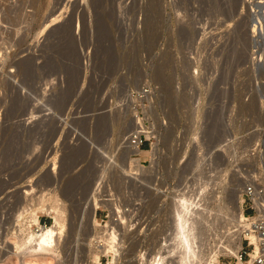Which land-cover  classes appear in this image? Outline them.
Masks as SVG:
<instances>
[{
    "label": "rangeland",
    "instance_id": "obj_1",
    "mask_svg": "<svg viewBox=\"0 0 264 264\" xmlns=\"http://www.w3.org/2000/svg\"><path fill=\"white\" fill-rule=\"evenodd\" d=\"M140 127L157 140L139 161ZM249 185L264 189V0H0V264L24 263L52 205L69 229L53 264H94L115 218L114 264L167 240L169 262L237 264Z\"/></svg>",
    "mask_w": 264,
    "mask_h": 264
},
{
    "label": "bare ground",
    "instance_id": "obj_2",
    "mask_svg": "<svg viewBox=\"0 0 264 264\" xmlns=\"http://www.w3.org/2000/svg\"><path fill=\"white\" fill-rule=\"evenodd\" d=\"M3 56V55H2ZM2 58V57H1ZM137 121V120H136ZM134 124V123H133ZM138 124V123H137ZM138 129V128H137ZM149 136V138L151 139V138H153V137H155V136H153V133H151L150 135H148ZM156 138V137H155ZM127 144V143H126ZM158 144V143H157ZM131 149V148H130ZM132 153H134V154H136V158L140 161V159H141V152L139 151V150H137V149H132ZM155 153V152H154ZM153 153V154H154ZM153 157H154V155H153ZM155 161V160H154ZM153 164H154V162H153ZM138 167H139V165H138ZM56 173V172H55ZM132 175H135L134 173L132 174ZM137 176V175H136ZM133 178H134V176H133ZM185 195H183V197L182 198H180L179 199V201L177 202V204H176V210H177V212H175V213H177V220L175 221L176 222V226H177V229H176V231H177V236L180 238V240H182L183 242H182V244H184L183 246H185L186 247V249H184L185 251H187L188 250V248H191L192 247V245H189V247L187 248V245H186V243H187V240L189 239V238H191L190 236L188 237L187 235L189 234L188 233V230H189V228L187 227L188 226V223H190L189 221H190V218L188 219L187 218V212H189L188 210H189V204H188V201H187V198H185L184 197ZM43 198H44V196H43ZM237 200V199H236ZM99 201V200H98ZM92 202V201H91ZM96 202V201H95ZM237 203V214H236V217H235V219L237 218V219H239L238 220V223L241 221V219H242V217H244V216H246L243 212H244V210L242 209L243 207H242V199H238L237 201H236ZM43 203V202H42ZM89 203V202H88ZM109 203V202H108ZM98 205V204H97ZM104 205H105V201H104ZM234 205V206H235ZM112 206V205H111ZM225 206V205H224ZM44 207H46V206H44ZM87 207H92L91 205H90V203L88 204V206ZM191 207V206H190ZM48 208V207H47ZM50 208V207H49ZM46 209L45 211H47L48 212V214L50 213V214H52V213H54L55 214V217H54V224L52 225V226H46V227H43L42 228V231L40 232V233H35L34 231H32V228L30 229H28V233L26 234V236H27V239H23L20 243L18 242L17 243V250H26V255L24 256L25 258H24V263L23 264H53L52 263V261H53V259H55L56 258V256H57V245H58V243L60 242V240H61V238H64L65 237V234H67L66 232H67V227H68V225H67V219H66V214L64 213V209L62 208H58V205H57V207L56 206H53L52 205V207L50 208V209ZM109 208V207H108ZM229 208V207H228ZM115 209H116V207H115ZM40 210V209H39ZM96 210H97V208H91V213H92V216H91V219H93L94 220V223H95V226H96V224H97V218L95 217V213H96ZM119 210V209H118ZM34 211H36V210H34ZM191 211V210H190ZM26 212H28V211H26ZM115 212V211H114ZM113 212V213H114ZM35 212H33V214H34ZM112 213V212H111ZM85 214H87V212L85 213ZM119 214V213H118ZM118 214H117V216H118ZM192 214H193V212H192ZM198 214V213H197ZM115 215V214H114ZM114 215H113V218H114ZM190 215V214H189ZM194 215V214H193ZM229 215H230V213H229ZM238 215V216H237ZM21 216V215H20ZM117 216H115V217H117ZM196 216V215H195ZM226 216V215H225ZM175 217V218H176ZM190 217H191V215H190ZM198 217V216H197ZM229 217V216H228ZM112 218V219H113ZM194 218V217H193ZM32 219H33V223H35V224H37V225H39L38 223H37V221H36V219H37V217H36V215L34 214L33 216H32ZM84 220L86 219L85 218V216H84V218H83ZM120 219H121V217H120ZM192 219V218H191ZM230 219V218H229ZM228 219V220H229ZM118 220L119 219H113V225L115 224L116 225V227L117 226H119V225H121L120 224V221H119V223H118ZM123 220V219H122ZM195 220V219H194ZM29 221H31V220H29ZM32 222V221H31ZM83 222V221H82ZM229 222V221H228ZM232 222V221H231ZM195 223V222H194ZM112 225V224H111ZM189 225H191V224H189ZM31 226V225H30ZM116 227H109V229L105 232L106 233V237L107 238H105V243L106 244H102L103 245V247H102V249H101V252L102 253H104V254H109V253H112L114 256H113V258H112V263L114 264V262L116 263V262H118L117 260H119V259H123L124 257H123V253H122V251H123V249H122V235L119 233V231L118 230H116ZM194 227H196V226H194ZM118 228V227H117ZM190 228H191V226H190ZM69 230V229H68ZM191 230H192V228H191ZM191 230L189 231V232H191ZM195 232V231H194ZM97 234V233H96ZM234 234V233H233ZM232 234V235H233ZM237 234V233H236ZM239 236H238V247H236V250H233V248L232 249H227L226 247V249H227V251L229 252V253H231V254H235L236 256L235 257H237V258H239V252L242 250V248H243V239L240 237V234H238ZM25 236V235H24ZM176 236V237H177ZM235 237V236H234ZM178 238V239H179ZM233 238V237H232ZM103 239V238H102ZM194 239H195V236H194ZM198 239V238H197ZM200 239V238H199ZM164 240V239H163ZM167 240V239H166ZM165 240V241H166ZM179 240V241H180ZM191 240H193V239H191ZM161 241V240H160ZM190 241V239L188 240V242ZM100 242V241H99ZM162 242V241H161ZM167 243H161L162 245V247L160 248V249H158V250H156V251H154L153 252V256H152V258L150 257V260H146L147 259V257L145 258V256L144 255H142L143 257H140V258H142V262L144 261V262H146V263H142V264H193L192 262V260L193 259H190L192 262L191 263H187V261L185 260V257H183L182 256V258H184V260L186 261V262H184L183 260H181V262L183 261V263H174V261H173V263L172 262H169V260H168V256L169 255H166V253L167 252H169V244H168V240L166 241ZM195 242V241H194ZM230 242H231V239H230ZM193 243V242H192ZM197 243V242H196ZM79 244V243H78ZM187 244H189V243H187ZM198 244V243H197ZM30 245V246H29ZM172 245H174V244H172ZM180 245H181V243H180ZM80 246V244L78 245V247ZM191 246V247H190ZM173 247V246H172ZM180 247V246H179ZM194 247V246H193ZM198 248V247H197ZM196 248V249H197ZM200 248V247H199ZM231 248V247H230ZM183 249V248H182ZM225 249V250H226ZM98 250V249H97ZM155 250V249H154ZM195 250V249H194ZM193 250V248H192V252L194 251ZM200 250V249H199ZM28 251V252H27ZM171 251V250H170ZM185 251H183L184 253H185ZM201 251V250H200ZM93 252V251H92ZM178 252V251H177ZM196 252H198L197 250H196ZM227 252V253H228ZM100 253V252H99ZM96 253L95 255H94V257H93V259H94V264H102L101 263V261H100V254H102V253ZM181 253V252H180ZM179 253V254H180ZM191 253V252H190ZM226 253V252H225ZM170 254H171V252H170ZM185 254H187V253H185ZM195 254V253H194ZM182 255V254H181ZM184 255V254H183ZM189 255V254H188ZM198 255V254H197ZM150 256V255H149ZM186 256V255H185ZM190 256H193L194 257V255H192V253L190 254ZM115 257V258H114ZM180 257V256H179ZM179 257H177V258H179ZM187 257V256H186ZM196 257H198V256H196ZM171 258V257H170ZM169 258V259H170ZM181 258V257H180ZM192 258V257H191ZM195 258V257H194ZM187 259V258H186ZM189 259V258H188ZM196 259V258H195ZM189 260V261H190ZM111 261V260H110ZM109 261V262H110ZM172 261V260H171ZM179 261V260H178ZM188 261V262H189ZM120 262V261H119ZM111 263V262H110ZM199 263V262H198ZM119 264V263H118ZM213 264H219V263H213ZM239 264H244V263H241V262H239Z\"/></svg>",
    "mask_w": 264,
    "mask_h": 264
},
{
    "label": "built area",
    "instance_id": "obj_3",
    "mask_svg": "<svg viewBox=\"0 0 264 264\" xmlns=\"http://www.w3.org/2000/svg\"><path fill=\"white\" fill-rule=\"evenodd\" d=\"M150 131H146L140 127V129L133 131L126 140L127 147L130 149H137L142 152L141 156L144 153L150 151L145 150L147 145L151 146V149L156 145V138H149ZM153 140H155L153 142ZM244 197L248 199L252 205L250 207V213L247 214L248 210L244 209V214L246 216L242 217L239 227L243 231V248L239 252V258L235 257L236 261L244 264H264V189L257 187L256 185L246 186ZM39 230L42 231L43 226L41 221H39ZM45 224L44 227H46ZM100 241V240H99ZM103 243V242H99ZM102 248L103 245L100 244ZM104 259L109 261V257L102 255L100 261L104 262Z\"/></svg>",
    "mask_w": 264,
    "mask_h": 264
}]
</instances>
